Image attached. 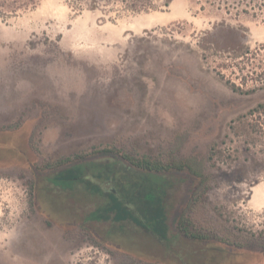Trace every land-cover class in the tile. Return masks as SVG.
<instances>
[{"label":"rangeland","instance_id":"obj_1","mask_svg":"<svg viewBox=\"0 0 264 264\" xmlns=\"http://www.w3.org/2000/svg\"><path fill=\"white\" fill-rule=\"evenodd\" d=\"M112 160L163 237L44 179ZM0 264H264V0H0Z\"/></svg>","mask_w":264,"mask_h":264},{"label":"trees","instance_id":"obj_2","mask_svg":"<svg viewBox=\"0 0 264 264\" xmlns=\"http://www.w3.org/2000/svg\"><path fill=\"white\" fill-rule=\"evenodd\" d=\"M107 152H111V150H107ZM126 159L130 164L136 165L147 172L142 175V178L148 177V175H151L153 172H159L165 167L159 163H153L148 160L138 161L134 164L133 160L129 157L127 158L126 156ZM130 169L129 166L115 160L100 166L97 165L96 167H91V165L87 163L80 162L68 168H64V170H60L53 176L44 179L48 184L47 186H49L48 188L52 187L55 188V190L58 188V192L73 190L74 187L81 184L86 194L89 192L91 194L98 193L101 195L103 204L99 206L95 204L96 206L94 205V208L90 210H98L99 213L97 217H88L90 212L88 211L83 216L85 221L110 224L107 230L117 229V226L120 224L121 228L126 230L124 226H126V223L130 222V218L136 219L146 214L152 215L158 220V226L152 229L153 231L151 232L157 237H163L166 227L164 226L165 209L161 200V193L155 189L156 186L154 183V186H150L148 191H145L144 194L139 196L138 188L134 187L139 179L128 177V174L131 176L136 175V172H132L131 170L133 169ZM115 173L118 174L119 177H114ZM124 175L127 176L125 181L123 179ZM153 175L155 178H160L155 174H152V176ZM52 179L63 181L65 183L64 185L62 184L64 187L52 185L50 182ZM65 181L72 182V185L66 184ZM105 182L111 185L110 189L103 186ZM150 196L154 198V201L151 200ZM181 220L183 221V219Z\"/></svg>","mask_w":264,"mask_h":264}]
</instances>
